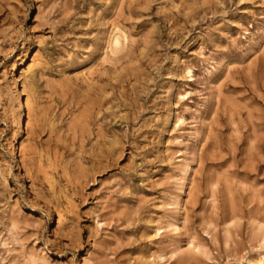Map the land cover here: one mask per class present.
<instances>
[{
    "label": "rangeland",
    "instance_id": "1",
    "mask_svg": "<svg viewBox=\"0 0 264 264\" xmlns=\"http://www.w3.org/2000/svg\"><path fill=\"white\" fill-rule=\"evenodd\" d=\"M256 223L264 0H0V264H264Z\"/></svg>",
    "mask_w": 264,
    "mask_h": 264
},
{
    "label": "bare ground",
    "instance_id": "2",
    "mask_svg": "<svg viewBox=\"0 0 264 264\" xmlns=\"http://www.w3.org/2000/svg\"><path fill=\"white\" fill-rule=\"evenodd\" d=\"M115 43L119 44V39L116 38L115 39ZM255 230L257 231V233L261 236V238L264 240V225L260 224V223H256L255 224ZM194 242V241H193ZM198 244V243H197ZM197 246V245H196ZM193 247V246H192ZM145 262V260H144ZM247 264H255V262L253 261H248Z\"/></svg>",
    "mask_w": 264,
    "mask_h": 264
}]
</instances>
